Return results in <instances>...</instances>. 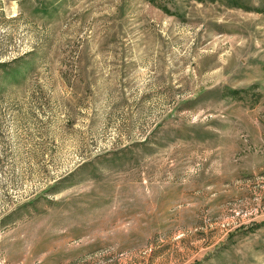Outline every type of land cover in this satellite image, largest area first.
Masks as SVG:
<instances>
[{"label":"rangeland","instance_id":"1","mask_svg":"<svg viewBox=\"0 0 264 264\" xmlns=\"http://www.w3.org/2000/svg\"><path fill=\"white\" fill-rule=\"evenodd\" d=\"M0 264H264V0H0Z\"/></svg>","mask_w":264,"mask_h":264}]
</instances>
